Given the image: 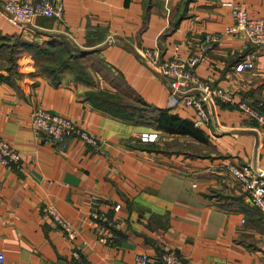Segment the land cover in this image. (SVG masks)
<instances>
[{
  "label": "crops",
  "instance_id": "1",
  "mask_svg": "<svg viewBox=\"0 0 264 264\" xmlns=\"http://www.w3.org/2000/svg\"><path fill=\"white\" fill-rule=\"evenodd\" d=\"M228 2L264 17V0H64L62 19L37 15L15 23L0 0V133L21 155V166L0 164V264H132L146 252L148 264L176 249L193 264H264V211L229 171L230 164L264 165V121L236 104L212 98L204 139L157 126L160 110L192 119L193 109L172 102L167 84L144 57L201 50L204 36L231 23ZM79 50L59 79L42 70L44 51ZM239 59L253 66L236 70ZM74 61V58L72 59ZM202 78L264 107V44L242 32L221 34L195 65ZM116 92L142 114L120 116L95 95ZM37 105L73 118L97 138L70 136L65 145L35 129ZM196 126V125H195ZM158 129L155 141L138 131ZM55 209L76 227L69 238L49 213ZM113 219L98 232L90 214ZM77 252L78 254H75Z\"/></svg>",
  "mask_w": 264,
  "mask_h": 264
},
{
  "label": "built area",
  "instance_id": "2",
  "mask_svg": "<svg viewBox=\"0 0 264 264\" xmlns=\"http://www.w3.org/2000/svg\"><path fill=\"white\" fill-rule=\"evenodd\" d=\"M228 4L232 15L231 23L227 24L221 32L207 33L200 51L185 57L178 55L163 57L158 47H144L141 52V56L165 80L171 101L181 102L193 109L192 121L196 126L209 124L206 103L212 98L236 104L251 117L264 121V107H258L244 98L237 100L232 89L213 84L195 72V65L202 58L207 47L213 41L218 40L221 34L242 32L249 41L264 44V17L250 16L245 7L238 3L228 2ZM3 12L9 20L15 23L31 22L37 15H52L62 19L65 6L64 0H3ZM252 66L251 59H239L234 64L236 70ZM31 122L35 129L46 136L47 141L65 145L68 137L74 135L92 144L97 141L91 131L79 125L73 118L50 111L43 105H37L33 109ZM138 137L141 141H155L160 137V133L158 129L146 128L138 131ZM0 164L21 166L19 151L1 133ZM228 168L248 192L252 203L264 211V165H258V169H255L252 163L247 162L240 165L230 164ZM48 211L69 238L75 237L77 230L72 223L67 221L51 204L48 206ZM90 216L92 225L99 227L98 232L107 233V238L104 234H101L100 238L112 241L110 227L115 224L114 220L105 213L97 211L91 212ZM75 254L78 253L75 252ZM152 258L146 252H138L134 255L132 264H148ZM3 259L4 254L0 251V261ZM160 259L166 264H193L176 249L165 251Z\"/></svg>",
  "mask_w": 264,
  "mask_h": 264
},
{
  "label": "trees",
  "instance_id": "3",
  "mask_svg": "<svg viewBox=\"0 0 264 264\" xmlns=\"http://www.w3.org/2000/svg\"><path fill=\"white\" fill-rule=\"evenodd\" d=\"M38 54L43 56V60L40 62L42 70L52 75L53 79H59V71L65 66L74 67L76 72L79 73L76 77L85 78V66L75 62V58L80 54L79 50L66 46L58 50L49 48L43 51L39 47ZM95 95L99 97L103 107L108 108L117 115L133 117L144 112L142 105L134 107L132 103L116 92L99 91ZM156 122L157 126L167 131L188 133L199 139L205 138L202 129L195 126L192 119L182 118L176 113L168 112L166 109L159 111Z\"/></svg>",
  "mask_w": 264,
  "mask_h": 264
},
{
  "label": "water",
  "instance_id": "4",
  "mask_svg": "<svg viewBox=\"0 0 264 264\" xmlns=\"http://www.w3.org/2000/svg\"><path fill=\"white\" fill-rule=\"evenodd\" d=\"M252 165H253V167H254L255 169H258V164H257L256 161H252Z\"/></svg>",
  "mask_w": 264,
  "mask_h": 264
}]
</instances>
